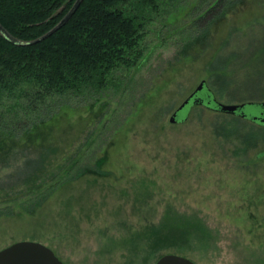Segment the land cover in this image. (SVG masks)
I'll use <instances>...</instances> for the list:
<instances>
[{
    "label": "rangeland",
    "instance_id": "obj_1",
    "mask_svg": "<svg viewBox=\"0 0 264 264\" xmlns=\"http://www.w3.org/2000/svg\"><path fill=\"white\" fill-rule=\"evenodd\" d=\"M195 1L191 16L178 10L170 25H151L146 59L107 93L69 98L34 132L36 147L67 138V151L81 146L80 178L39 203L27 186L9 187L21 169L0 167V250L33 240L66 264H154L168 253L264 264V125L202 104L171 121L203 80L220 101L242 102L237 50L264 45V0ZM192 31L201 38L188 48ZM216 57L229 61L224 93L209 71ZM153 226L165 228V242L145 236Z\"/></svg>",
    "mask_w": 264,
    "mask_h": 264
},
{
    "label": "trees",
    "instance_id": "obj_2",
    "mask_svg": "<svg viewBox=\"0 0 264 264\" xmlns=\"http://www.w3.org/2000/svg\"><path fill=\"white\" fill-rule=\"evenodd\" d=\"M76 1L0 0V23L18 40L35 41L52 30ZM225 1L215 3L221 5ZM196 2L83 0L63 27L38 42L21 45L0 31V167H16L24 173L22 180L13 181L9 187L27 186L31 194L39 193L36 201L41 203L59 185L80 178L86 166H79L81 146L67 151L66 147L72 144L67 138L63 145L42 142L36 147L33 135L39 134L40 128L69 98L102 97L107 93L121 71L130 70L146 59L144 41L154 27L151 25H170L178 10L188 9L191 16ZM200 34L188 33L186 47L201 38ZM246 46L242 45V51ZM255 48L251 53L237 50V54L244 55L236 61L244 69L239 87L245 90L242 102L264 100V45ZM228 63V58L221 62L216 57L209 70L214 86L223 93L231 83ZM59 159H62L59 170L53 171L51 166ZM72 168H77V173L68 177ZM55 180L60 181L54 184ZM164 229L153 226L144 234L165 242Z\"/></svg>",
    "mask_w": 264,
    "mask_h": 264
},
{
    "label": "water",
    "instance_id": "obj_3",
    "mask_svg": "<svg viewBox=\"0 0 264 264\" xmlns=\"http://www.w3.org/2000/svg\"><path fill=\"white\" fill-rule=\"evenodd\" d=\"M83 0H77L72 9L63 17V19L48 33L41 38L23 42L13 37V35L0 23L1 33L9 40L21 44H31L44 39L58 29L63 27L80 7ZM202 104L213 110L240 116L250 119L264 125V101L248 100L240 103H225L220 101L215 92L209 87L206 80H203L196 90L180 105V107L171 116L172 122H184L195 105ZM264 151L259 154L263 156ZM0 264H66L56 252L46 244L23 240L15 242L8 247L0 250ZM154 264H199L194 260L176 253H168L161 256Z\"/></svg>",
    "mask_w": 264,
    "mask_h": 264
},
{
    "label": "flooded vegetation",
    "instance_id": "obj_4",
    "mask_svg": "<svg viewBox=\"0 0 264 264\" xmlns=\"http://www.w3.org/2000/svg\"><path fill=\"white\" fill-rule=\"evenodd\" d=\"M264 101V100H263Z\"/></svg>",
    "mask_w": 264,
    "mask_h": 264
}]
</instances>
